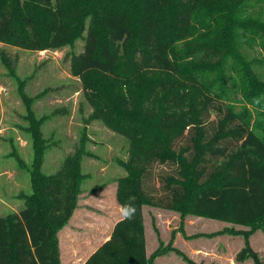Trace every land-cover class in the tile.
Here are the masks:
<instances>
[{"label": "trees", "instance_id": "16d2710c", "mask_svg": "<svg viewBox=\"0 0 264 264\" xmlns=\"http://www.w3.org/2000/svg\"><path fill=\"white\" fill-rule=\"evenodd\" d=\"M249 1L0 0V42L42 51L85 39L71 72L94 108L88 121L100 119L129 139V158L118 159L126 174L116 179V199L133 204L135 216L118 220L84 264H175L156 261L171 250L201 264L173 246L175 231L147 255L145 206L248 227L188 235L182 220L178 230L187 238L242 234L236 261L264 264L250 243L264 230V135L225 101L230 58L248 98L264 91L239 48L248 34L264 32L263 20L245 14ZM23 85L32 192L19 212L0 216V264H62L58 233L78 207L89 137L84 127L75 153L44 173L45 118ZM214 111L216 123L207 126ZM155 164L172 167L161 175V192L147 182ZM153 226L159 234L154 219Z\"/></svg>", "mask_w": 264, "mask_h": 264}, {"label": "rangeland", "instance_id": "374dc122", "mask_svg": "<svg viewBox=\"0 0 264 264\" xmlns=\"http://www.w3.org/2000/svg\"><path fill=\"white\" fill-rule=\"evenodd\" d=\"M245 14L264 21V0L249 1ZM261 33L248 34L241 39L239 48L258 80L264 84V32ZM84 45L85 39L80 38L74 44L39 51L0 42V216L19 212L25 205V196L32 192L28 168L34 159V147L29 130L30 121L26 117L27 104L20 91L24 83L23 90L35 97L32 109L36 116L45 118L41 125L42 135L48 145L41 166L44 173H56L66 158L75 153L86 127L89 137L86 147L90 155L83 157L82 171L86 178L82 183L73 220L79 235L78 251L83 250L82 241L85 240L88 250L83 253L86 255L107 238L113 223L121 216L116 200V179L125 175L126 170L118 159L129 158V139L106 126L100 119L88 121L94 108L84 94L81 80L71 72L72 58L84 50ZM226 70L234 77L227 79L229 98L225 101L264 135V91L259 96L248 98L242 89L244 85L239 86V68L232 58ZM216 117V112H211L207 126L215 124ZM171 170L168 164H155L147 182L161 192V175ZM153 219L159 234L154 229ZM182 220L184 226L187 224L185 231L188 235L213 233L231 226L248 229L207 217L187 215L182 219L178 211L145 206L144 222L149 229L147 236L150 248L157 249L160 239L165 244L169 243L175 231L173 246L180 250L182 247L185 250L200 247L198 260L201 264H247L252 261L238 262L235 259L245 243L242 234L222 232L187 238L178 230ZM188 239H194L190 245L184 243ZM176 242L180 245H176ZM67 243L66 238L63 240L65 260L69 255ZM250 243L264 262V230L257 229L250 236ZM185 250L182 251L188 255ZM159 257V263L189 264L173 250ZM78 258L81 262L84 256L79 255Z\"/></svg>", "mask_w": 264, "mask_h": 264}, {"label": "crops", "instance_id": "0c3cea01", "mask_svg": "<svg viewBox=\"0 0 264 264\" xmlns=\"http://www.w3.org/2000/svg\"><path fill=\"white\" fill-rule=\"evenodd\" d=\"M117 187V186H116ZM117 200V199H116ZM117 204H118V207L121 209V206L119 205V203L117 202ZM145 208V207H144ZM76 210H77V208L75 209V211H74V213H73V215H72V217L70 218V220L68 221V223L59 231V233H58V236H59V244H60V251H61V261H62V264H84L85 263V261H86V259L105 241V240H107L109 237H110V235H111V233H112V231H113V228H114V226H115V224H116V222L118 221V220H120L121 218H122V216H120L118 219H116L115 220V222L113 223V225H112V231H111V233L110 234H108V236H107V238L105 239V240H103L102 242H99L98 243V246H96L93 250H90V252L89 253H87L86 255L83 253L85 250H88V249H86V247H88L87 246V244H86V241L84 240V241H82V244H83V246L85 247H83V248H81V249H83L82 251H78V249H79V247L77 248V246H78V232H77V230L75 229V223L73 222V220H74V217H75V213H76ZM168 210V209H167ZM120 213H121V210H120ZM146 226V240H147V255L149 256V255H151V253L155 250V247H153V248H150V245H149V241H148V236H147V232H149L148 230V228H147V225H145ZM186 226H187V224H186ZM186 226L184 227V229L185 230H187V228H186ZM179 232V231H178ZM180 233V232H179ZM179 233H178V237H179ZM66 238H67V240H68V247H67V249L69 250V255H68V257H67V260H65L64 259V256H63V252H64V248H65V246L63 245V240H66ZM177 239V238H176ZM191 240H194V239H188L187 241H184V243L186 244V245H190V241ZM176 243H178V242H176ZM176 245H180L179 243L178 244H176ZM182 247V246H181ZM182 250H185L183 247L181 248ZM187 253H188V255H189V257L190 258H192L194 261H196V262H198V263H200L199 262V256H200V254H201V249H200V247H198V248H195V249H192V247H191V250H190V248L189 249H187V250H185ZM79 255H83L84 256V259L83 260H81V262L79 261ZM167 257V256H166ZM159 259H161V257H157L156 258V261L158 262V261H161V260H159ZM249 263V262H248Z\"/></svg>", "mask_w": 264, "mask_h": 264}, {"label": "clouds", "instance_id": "9594fccd", "mask_svg": "<svg viewBox=\"0 0 264 264\" xmlns=\"http://www.w3.org/2000/svg\"><path fill=\"white\" fill-rule=\"evenodd\" d=\"M136 208L131 203H126L121 206V216L123 219H132L135 216Z\"/></svg>", "mask_w": 264, "mask_h": 264}]
</instances>
